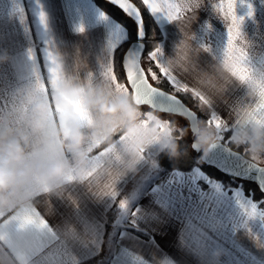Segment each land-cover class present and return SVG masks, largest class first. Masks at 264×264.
I'll return each mask as SVG.
<instances>
[{
  "label": "crops",
  "instance_id": "obj_1",
  "mask_svg": "<svg viewBox=\"0 0 264 264\" xmlns=\"http://www.w3.org/2000/svg\"><path fill=\"white\" fill-rule=\"evenodd\" d=\"M215 2L205 0L192 30L202 32L205 21L214 25L210 42L218 60L228 22L208 7ZM249 2L255 16L243 25L247 43L241 46L249 51L250 61L257 67L264 64V0ZM41 4L48 15V32L38 23L35 0H0V53L6 52L9 57L0 63V107L6 108L10 92L28 81V49L39 55L45 39L55 40L69 67L79 54L89 70L98 73L110 35L118 32L122 38L128 36L126 26L96 0H41ZM18 7H23L26 15L23 22ZM246 11L238 8L241 15ZM101 13L106 14V20ZM153 18L161 29L164 51L171 52L178 38L176 27ZM80 24L85 27L84 33L76 31ZM214 61L212 54L201 53V64ZM180 78L190 85L189 80ZM240 98H245L243 87L234 89L228 97L230 103ZM215 109L231 122L228 107L217 104ZM159 152L158 145L151 148L137 171L118 181L117 200L97 197L86 185L72 182L60 197L41 194L32 198L33 206L58 238L55 247L49 246L56 253L52 264H83L90 259L94 260L89 264H264L261 202L245 192L240 182L225 185L199 166L190 171L164 170L157 161ZM105 177L102 173L101 183L106 182ZM119 199H127L126 210L118 207ZM253 205L255 217L249 215ZM113 209L114 218L109 223ZM3 220L0 217V222ZM19 232L9 230L8 240ZM39 259L33 257L32 264Z\"/></svg>",
  "mask_w": 264,
  "mask_h": 264
},
{
  "label": "clouds",
  "instance_id": "obj_2",
  "mask_svg": "<svg viewBox=\"0 0 264 264\" xmlns=\"http://www.w3.org/2000/svg\"><path fill=\"white\" fill-rule=\"evenodd\" d=\"M197 12L193 9L173 21L178 38L171 52H164L163 67L189 80L204 97L201 111L208 112L217 104L228 107L231 145L243 149L249 161L264 165V126L250 122L251 102L258 99L259 86L264 83V65L256 67L252 80L244 84L219 59L201 64L202 52L190 39ZM8 59L6 52L0 53V63ZM91 75L79 54L70 67H65L59 95L80 102L85 113L81 117L69 109L65 128L58 120L52 124L56 102L51 98L45 101L31 82L10 92V103L0 113V213L4 220L29 204L28 190L33 185L48 197L62 196L70 182L86 185L97 197H108L109 186L115 187L117 179L135 173L142 157L154 146L170 158L181 155L178 141L188 129L177 135L179 129L173 123L162 131L166 122L150 107L144 111L145 105L136 103L133 92L116 94L114 89L90 79ZM238 87L244 88L245 98L230 103L229 94ZM193 137V148L203 155L221 143L215 125L204 119L197 120ZM106 172V182L101 183V174ZM38 251L35 237L21 230L10 241L7 236L0 239V264H21L22 257Z\"/></svg>",
  "mask_w": 264,
  "mask_h": 264
},
{
  "label": "snow or ice",
  "instance_id": "obj_3",
  "mask_svg": "<svg viewBox=\"0 0 264 264\" xmlns=\"http://www.w3.org/2000/svg\"><path fill=\"white\" fill-rule=\"evenodd\" d=\"M35 2L38 9V23L44 32H48V15L41 4V0H35ZM109 2L114 4L124 15L134 18L136 24L131 33L126 37L122 38L118 32L110 35V38L106 42L104 54L101 57L102 63L100 64V71L98 73L91 71L92 75L89 78L114 89L116 94H126L131 90L135 95L136 103L149 106L159 113L177 114L180 117L186 116L198 119L197 113L185 106V103L179 98V94L183 93L192 98L197 102L198 108H200L202 103H205L204 97L178 75L167 71L163 67L165 45L160 42L161 38L158 36L152 37L153 42L150 50L147 51L146 55L143 54L148 40L145 35L141 9H146L153 17L167 21L168 24H173V21L184 13H190L193 9L200 11L205 0H139L140 6L134 0H109ZM208 7L212 12L217 13L221 19L228 22L219 60L222 61L226 70L233 77L241 83L246 84L252 80L256 67H253L250 61L249 51H246L241 46L247 43L242 28L246 20L254 18V6L249 0H217L215 3H209ZM238 8H246L247 11L241 15L238 13ZM16 11L19 12L21 22H23L26 19L23 7H18ZM100 15L102 19H107L106 14L101 13ZM119 27L120 25H117V28ZM76 31L78 33H84V25H78ZM214 31V25L210 21H205L202 32H193L190 39L201 52L212 54V59L217 60L214 55L213 45L210 42V34ZM125 39L128 41V49L123 53L120 64L124 72L126 84L119 82L115 70L116 51L124 43ZM169 39H173L171 35ZM174 41H177V39ZM27 55L29 61H31V68L27 80L35 86L37 93L45 101H49L51 98V100L56 102V118L52 120V124L55 125L58 120L60 127L65 128L70 119L69 109L74 110L81 117H84L85 113L82 110L80 102L74 103L68 101L66 97L59 95L67 61L65 55L59 50L55 40L51 38L45 39L43 42V51L39 52V55L31 48L28 49ZM262 65L264 64L260 66ZM154 68L158 69L159 74L153 70ZM149 77L156 84L166 81L172 88V92H166L154 86L153 83L149 82ZM238 100H243V98ZM251 103L254 104V107L250 112V122L264 126V83H261L259 86L258 99ZM3 111L4 107H0V113ZM229 112H231L230 109ZM205 120L209 124L215 125L219 133V139L221 142L224 141V133L229 132L226 117L218 113L215 108H212L207 112ZM164 121L166 123L162 125V131L164 128L170 127L173 124L171 120ZM176 127L179 129L177 135H181L185 129H188V134L196 130V125L191 123L184 126L176 124ZM187 135H181L178 143L180 144L182 141H185ZM227 143L231 144L230 137H228ZM96 159L100 161V156H97ZM145 159L146 156L142 157V161ZM250 163L257 167V169L261 168V166L251 161ZM103 166L101 164V167ZM112 166H115V161H113ZM108 174L107 172L105 173L106 176ZM119 180L117 179L115 181V185H117ZM109 188L108 197L117 200L119 193L116 186H109ZM28 193L29 204L15 212L8 219L0 222V239L8 236L9 230L27 231L35 237L39 251L37 254L22 257V264H32V258L37 256L40 259L35 264H52L56 259V253L49 246L52 245V247H55L58 238L48 222L33 206L32 202L33 197H39L44 192L38 186L33 185L28 190ZM118 207L121 210H126L128 208L127 199H119ZM249 215L253 217L257 215L255 205L249 211ZM0 217H3L2 213H0Z\"/></svg>",
  "mask_w": 264,
  "mask_h": 264
},
{
  "label": "trees",
  "instance_id": "obj_4",
  "mask_svg": "<svg viewBox=\"0 0 264 264\" xmlns=\"http://www.w3.org/2000/svg\"><path fill=\"white\" fill-rule=\"evenodd\" d=\"M96 1L99 3V5L103 9H105L113 17H115L117 20H119L126 26L128 30V35L131 33V31L134 29L135 24H136V22L131 17L124 15L114 4L110 3L108 0H96ZM134 2L137 3L138 6H140L139 0H134ZM141 11L143 15L145 30H146V38L148 40V43L146 44L145 53H144V55H146L147 51L150 50L151 48V44L153 42L152 37L158 36L162 40L163 35H162L160 27L154 20L153 16H151L147 12L146 9L142 8ZM127 46H128V41L126 39L124 43L121 44L120 47L117 49L116 57H115L116 58V69H115L116 74L118 76V80L122 82H126V80H125L123 69L120 64V60L122 59L123 53L126 50ZM154 70L157 71V73L159 74L158 69L154 68ZM153 83L156 84L155 82ZM156 85L163 87L169 91H172V88L169 86V84L166 81L160 84H156ZM179 96L184 100V102H186L191 108H193L197 112L198 119L205 120V116L207 114L204 111H201V109L197 107L196 101H194L189 96L184 95L183 93L179 94ZM229 134H230L229 132H226L224 134L223 142H225L228 146L233 148L231 144L227 143ZM192 142H193V139L186 137L185 141H182L180 143L181 155L176 158H170L165 152L160 151L157 155V161L159 163V166L164 170L179 169L183 171H190L195 166H199L204 172H206L210 176L223 181L225 185H232V184L240 182L245 192L249 193L250 195H252L253 198L259 201L264 200V193L260 190L256 182L229 176L223 173L222 171H220L215 166H212V165H209L203 162L201 159L202 152H197L192 147ZM235 150H238L243 153V149H235ZM114 213H115L114 209L109 213V223L114 218ZM93 260L94 259H90L88 261H85V263L83 264H89Z\"/></svg>",
  "mask_w": 264,
  "mask_h": 264
},
{
  "label": "water",
  "instance_id": "obj_5",
  "mask_svg": "<svg viewBox=\"0 0 264 264\" xmlns=\"http://www.w3.org/2000/svg\"><path fill=\"white\" fill-rule=\"evenodd\" d=\"M132 19L135 21L134 18H132ZM143 24H144V21H143ZM144 29H145V25H144ZM145 35H146V30H145ZM127 49H128V46H127L125 51H127ZM145 49H146V45H145ZM144 53H145V51H144ZM149 82L153 83L150 80V78H149ZM153 85L156 87H159L160 89H162L166 92H172V91H169V90H167L163 87H160L154 83H153ZM179 98L184 102V100L180 96H179ZM184 103H185V106L188 107L190 110L195 111L186 102H184ZM197 116H198V114H197ZM185 118L188 120L189 123H191L193 125H196L197 120H198V119L193 118V117H186L185 116ZM192 145H193V142H192ZM229 149H230V151H229ZM197 152H200V151H197ZM201 159L203 162H205L209 165L215 166L220 171H222L223 173H225L229 176L256 182L258 187L260 188V190L264 193V190H262V189H264V165H259V166H261V168L257 169V167L253 166L250 163V161L245 158V156L242 154V152L231 148L225 142L222 141L208 155L202 154Z\"/></svg>",
  "mask_w": 264,
  "mask_h": 264
},
{
  "label": "rangeland",
  "instance_id": "obj_6",
  "mask_svg": "<svg viewBox=\"0 0 264 264\" xmlns=\"http://www.w3.org/2000/svg\"><path fill=\"white\" fill-rule=\"evenodd\" d=\"M149 78L151 79V77H149ZM125 84H126V82H125ZM147 110H149V106H145L144 107V111H147ZM159 115L164 120H171L175 125L176 124H180L181 126H184L186 124H189L188 120L185 117H180V116H178L176 114H163V113H159ZM187 137L190 138V139H193L194 138L193 137V133L188 134ZM260 202H261V204L264 207V200H261Z\"/></svg>",
  "mask_w": 264,
  "mask_h": 264
}]
</instances>
